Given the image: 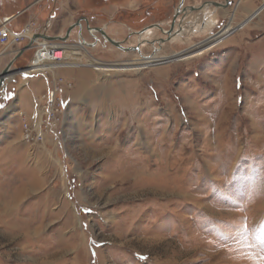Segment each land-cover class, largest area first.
I'll return each instance as SVG.
<instances>
[{
	"label": "rangeland",
	"instance_id": "1",
	"mask_svg": "<svg viewBox=\"0 0 264 264\" xmlns=\"http://www.w3.org/2000/svg\"><path fill=\"white\" fill-rule=\"evenodd\" d=\"M181 1L0 0L28 6L13 27L98 37L53 42L91 67L16 74L0 95V264H264V0H185L172 40L138 35L168 31ZM58 78L64 124L27 140L17 100Z\"/></svg>",
	"mask_w": 264,
	"mask_h": 264
},
{
	"label": "built area",
	"instance_id": "2",
	"mask_svg": "<svg viewBox=\"0 0 264 264\" xmlns=\"http://www.w3.org/2000/svg\"><path fill=\"white\" fill-rule=\"evenodd\" d=\"M17 18V17H16ZM16 18L5 19L0 15V59L4 57L14 58L23 48L27 41H32L37 35H41L40 24L37 19L27 22L21 29L16 30L13 22ZM47 43L46 45L44 43ZM53 43L44 39L36 38L33 49H36L35 58L46 50H54ZM32 66L29 65V68ZM38 73V71H33ZM32 72V73H33ZM70 83L64 81V78L54 79L53 84L45 93L33 97L37 107V123H30L27 114L19 111V116L23 121L24 136L27 140L36 139L43 142L45 134L56 135L65 120V106L62 99L64 87H71Z\"/></svg>",
	"mask_w": 264,
	"mask_h": 264
},
{
	"label": "water",
	"instance_id": "3",
	"mask_svg": "<svg viewBox=\"0 0 264 264\" xmlns=\"http://www.w3.org/2000/svg\"><path fill=\"white\" fill-rule=\"evenodd\" d=\"M184 1L185 0H182L181 1L180 6L177 8L176 15L174 17L173 23L171 24V27L168 30V32L165 33L167 35V38L166 39H160V41H159L160 45H162L163 43L169 42L171 40L172 34L178 32L177 29H176L178 16L180 14H182V13H186L187 12V9L186 8L183 9ZM230 4H231V0H225V3L222 4V5H220V6L221 7H224V8H227V7L230 6ZM210 5L217 6L218 3H215V2H206L205 5H203L201 7H188V8H189L190 11L193 12V11H200V10L203 9V7L210 6ZM263 9L264 8H262V10ZM154 27L160 29L164 33V29H163L162 26H160V25H152L150 27H147V28L143 29L138 35L141 37L146 31H148L150 28H154ZM76 28L79 29V41H80V43L84 47H93V46H96L97 45L98 37H95L96 42L92 43L93 45L91 43H89V42L86 41V39L83 36V24H82L81 21H78L74 25L70 26L69 29L67 30L65 36H50V35H47V34L37 35L32 41H30V43L28 45H26L25 47H23L20 50V52L17 54V56L14 57V59L0 73V87H2L3 85L6 86L7 77L11 73L16 72V74H21V73H24L29 68V66H28L25 69H12L15 61H17L26 51L33 49V47H34V40L36 38L44 39V40H46V41H48L50 43H53V42H56V41L67 42L70 39V37H71L74 29H76ZM179 28H181V26H179ZM88 29L90 31L93 28L90 27V26H88ZM94 29L96 31H98L109 43H111L112 45H115L116 47L122 49L123 51H128L129 52V51H135V50H137V51H139V53L141 52L140 46L139 47H136V48L124 47L121 42L112 39L106 33V31L104 30V28H94Z\"/></svg>",
	"mask_w": 264,
	"mask_h": 264
},
{
	"label": "bare ground",
	"instance_id": "4",
	"mask_svg": "<svg viewBox=\"0 0 264 264\" xmlns=\"http://www.w3.org/2000/svg\"><path fill=\"white\" fill-rule=\"evenodd\" d=\"M93 32L99 33L94 28L90 30V34H92ZM167 32L168 31H164V34ZM177 34H179V31L172 34L171 40ZM44 44L46 45L47 43L45 42ZM51 48L53 49L55 48V49L43 51L39 54L37 58H34V60L32 61V66L24 72V75H27V76L31 75L33 71L44 73L46 71H52L57 68H79V67H91L92 66L91 59H88L83 62L78 58H73L72 56L70 57L64 45L56 44V45H52ZM79 49L84 50L85 53H88L87 49L82 44H79V46L74 49L75 53L78 52ZM15 75H16V72H13L7 77V79L14 77ZM2 87H4V85ZM2 87H0V89Z\"/></svg>",
	"mask_w": 264,
	"mask_h": 264
},
{
	"label": "crops",
	"instance_id": "5",
	"mask_svg": "<svg viewBox=\"0 0 264 264\" xmlns=\"http://www.w3.org/2000/svg\"><path fill=\"white\" fill-rule=\"evenodd\" d=\"M138 3H140V4H142V3H145V2H150L151 0H136ZM203 1H208V0H203ZM213 2H215V3H218V5L220 6V5H222L223 3H225V0H216V1H213ZM263 3H264V1H263ZM262 3V4H263ZM261 4V5H262ZM217 5V6H218ZM261 5L260 6H258V7H256V8H254V6H251V7H249L248 8V10H247V12H245V17H250L251 15H252V13L253 12H255L258 8H260L261 7ZM28 6H23L21 9H19V10H16V11H7L6 13H5V15H3V14H1L5 19H12V18H16V19H21V17L23 16V12H24V10L27 8ZM25 14V13H24ZM23 18V17H22ZM32 19H37L38 21H40V19L39 18H37V17H34V16H26L25 18H24V20H22L21 21V24H19L18 26H16V27H14L16 30H19V29H21L22 27H23V25H25V23H27V21H30V20H32ZM15 21V20H14ZM14 23V22H13ZM40 24V23H39ZM53 35H57V34H53ZM30 42L29 41H27L25 44H24V46L23 47H25L26 45H28ZM52 45H56L55 43H53ZM32 64V61L30 60L29 61V63H27V66L28 65H31ZM25 78H27V75H26V77H23L22 78V81H21V84L20 85H22L24 82H25ZM35 78L36 77H32L31 78V81L32 80H35ZM5 85H4V87H2L1 89H0V95H3L4 94V92H5ZM30 90H29V87H28V91H26V90H24L23 92H22V95H24L25 96V98H23L22 96L20 97V98H18V102L16 103L17 105V107H18V109H17V114H19V111H24L27 115H29V117H30V119L32 120V121H34V122H36L37 121V107H36V105L34 104V102H33V97L30 99V97H28L29 96V94H30V92H29ZM15 96H16V94H15ZM14 98H16V97H14ZM30 100V101H29Z\"/></svg>",
	"mask_w": 264,
	"mask_h": 264
},
{
	"label": "snow or ice",
	"instance_id": "6",
	"mask_svg": "<svg viewBox=\"0 0 264 264\" xmlns=\"http://www.w3.org/2000/svg\"><path fill=\"white\" fill-rule=\"evenodd\" d=\"M86 211H90V210H86Z\"/></svg>",
	"mask_w": 264,
	"mask_h": 264
}]
</instances>
